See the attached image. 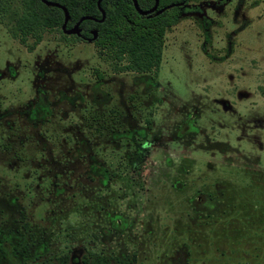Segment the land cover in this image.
I'll return each mask as SVG.
<instances>
[{"label":"rangeland","instance_id":"374dc122","mask_svg":"<svg viewBox=\"0 0 264 264\" xmlns=\"http://www.w3.org/2000/svg\"><path fill=\"white\" fill-rule=\"evenodd\" d=\"M86 252L264 264V0H190L156 74L0 22V264Z\"/></svg>","mask_w":264,"mask_h":264},{"label":"trees","instance_id":"16d2710c","mask_svg":"<svg viewBox=\"0 0 264 264\" xmlns=\"http://www.w3.org/2000/svg\"><path fill=\"white\" fill-rule=\"evenodd\" d=\"M63 5L72 26L82 16L100 19L97 0H50ZM190 0H158V9L172 5L159 14L155 12L142 16L137 13L131 0H102L105 13L102 22L83 20L80 23L81 37L65 35L61 29L64 12L56 6H47L40 0H0V22L7 25L11 37L32 51L45 32L58 31L64 40L72 41L90 38V30H97L93 44L97 54L109 61L115 72H136L156 74L160 67L166 31L177 23L180 9ZM15 3H18L16 6ZM141 10L150 9L154 0H137ZM32 43L28 44V39ZM102 79L101 73L97 74ZM24 220L21 216V221ZM135 254L108 256L98 252H86L78 264H135ZM43 261L41 264H75L68 256Z\"/></svg>","mask_w":264,"mask_h":264},{"label":"water","instance_id":"95a60500","mask_svg":"<svg viewBox=\"0 0 264 264\" xmlns=\"http://www.w3.org/2000/svg\"><path fill=\"white\" fill-rule=\"evenodd\" d=\"M40 1L47 6H56V7H59L63 10L64 21H63V24L61 26V29H62L63 33L66 35H71V34L79 35L80 31H81V28L79 27V25L83 20H94L97 22H102L104 17H105V13H104L103 9H101V7H100V3L102 0H97V6H98V8L101 12V15H102L100 19L93 18L92 16H82L75 22V24L71 28L67 29L66 24H67L68 19H69V13H68L67 9L63 5H61L57 2H54V1H50V0H40ZM131 1L133 3V6H134L135 10L137 11V13L142 15V16L149 15L153 12H155V14H159V13L163 12L164 10L172 7V5H168L166 7L157 9L158 0H154V5L150 9L141 10L137 4V0H131ZM222 1H226V0H222ZM91 34H92V37L89 39V41H94L97 38V30H91Z\"/></svg>","mask_w":264,"mask_h":264},{"label":"flooded vegetation","instance_id":"af4514ba","mask_svg":"<svg viewBox=\"0 0 264 264\" xmlns=\"http://www.w3.org/2000/svg\"><path fill=\"white\" fill-rule=\"evenodd\" d=\"M157 9H158V7H157ZM69 20V19H68ZM97 22V21H96ZM75 24V23H74ZM73 24V25H74ZM72 25V26H73ZM72 26H70V27H66L67 29L68 28H71ZM79 27H80V25H79ZM81 28V27H80ZM92 30H95V29H92ZM81 32H82V29H81V31H80V34L79 35H76V34H71V35H76V36H78V37H81L82 38V36H81ZM90 34H91V30H90ZM66 35V34H65ZM92 35V34H91ZM92 37V36H91ZM90 37V38H91ZM90 38H87V39H82V41H86V42H89V39ZM93 42V41H92ZM196 199V201H195V203L196 202H198L199 200H204V201H206V202H208V201H212V199H214L213 197H210L208 194H201L200 196H197V198H195Z\"/></svg>","mask_w":264,"mask_h":264}]
</instances>
